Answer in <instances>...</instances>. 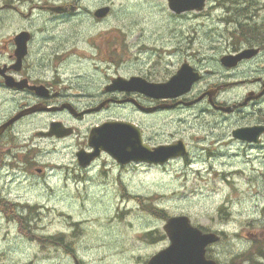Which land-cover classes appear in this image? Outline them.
<instances>
[{"label": "rangeland", "instance_id": "1", "mask_svg": "<svg viewBox=\"0 0 264 264\" xmlns=\"http://www.w3.org/2000/svg\"><path fill=\"white\" fill-rule=\"evenodd\" d=\"M7 1L0 0V5ZM40 1L45 0H22V6ZM101 3L102 0H95V5ZM111 4L115 10L106 26H74L82 36L78 46L83 57L76 71L91 72L97 80L90 87L85 86L91 94L103 91L111 76L139 74L155 63H159L156 79H169L168 72L174 70L171 61L177 66L182 58L180 52H175L176 56L170 54L178 49L180 41L190 39L191 50L196 54L193 60H199L201 52L209 48V40L223 37L227 28L222 14L218 17L219 12L212 9L206 16L192 12L189 16L174 17L163 0H111ZM102 32L106 36L111 33L118 40L105 45L103 52V46L98 47ZM134 37H139L137 43L132 42ZM123 39H127V47L122 46ZM96 50L103 60L97 58ZM261 63L260 66L264 65ZM62 70L72 71V64L64 65ZM244 74L241 71L240 76L247 80L249 77H243ZM99 81L101 86L95 87ZM204 85L205 82L199 83L193 94ZM250 87L249 82L241 83L227 90L225 96L231 102L238 100ZM120 109L88 116L78 124L82 137L96 123L107 119L151 123L130 107ZM212 111L200 104L187 111L161 113L156 118L161 134L174 131L175 138L185 139L191 148L187 158L164 168L129 167L121 171L122 182L115 178L120 174L115 169L112 175L96 172L79 182L60 174L48 178L47 186L18 176L10 182L6 196L23 205L0 206V264H72L70 257L74 251L84 264H144L164 243L146 237L149 231H163L165 216L159 209L171 216L188 215L195 224L211 231L229 225L232 231L240 233V252L250 251V242L243 237L248 232L264 230V146L218 144L229 140L228 133L243 119ZM165 138L161 135L159 139ZM77 139L40 143L50 151L44 157L69 163L74 159ZM203 145L210 150L203 151ZM51 237L67 240L59 243ZM259 257L255 259L261 260Z\"/></svg>", "mask_w": 264, "mask_h": 264}, {"label": "flooded vegetation", "instance_id": "2", "mask_svg": "<svg viewBox=\"0 0 264 264\" xmlns=\"http://www.w3.org/2000/svg\"><path fill=\"white\" fill-rule=\"evenodd\" d=\"M163 1L169 7L168 0ZM28 5L23 7L22 0H8L0 5V206L3 203L23 205L21 201H13L6 196L10 182L20 175L47 186L48 178L59 177L60 174L68 179L74 177V180L79 182L81 178L96 172H101L104 176L112 175V170L115 169L120 172L119 177L114 175L115 178L122 182L121 171L129 167L136 170H157L176 160L187 158L191 153L189 143L183 138H175L174 131L161 134L156 118L161 113L187 111L200 104H206L213 110L212 112L222 116L238 115L243 119V122H238L230 130L229 140L220 141L218 144L228 147L236 142L246 148L264 146V65L260 66L261 62H264V1L206 0L205 9L196 13L206 16L209 9L217 11L218 17L222 14V22L227 28L223 37L209 40V48L201 52L199 60H193L196 54L191 50L193 46L190 39L187 42H179L178 49H174L170 54L176 56L175 52H180L182 58L177 66L171 61V69L174 70L168 72L171 74L170 77L183 64L189 63L195 72L200 73V80L194 83L187 94L167 100H160L136 90H107L112 80L121 75L111 76L104 84V90L97 94H91L86 90L85 86L90 87L97 80L91 72L76 71L77 64H81L83 57L78 46L82 36H79L78 29L74 26L79 24L85 26L89 23L95 27L106 26L115 10L111 0H102L99 5H95V0H45L33 4L29 2ZM106 5L111 6L110 11L98 15V10ZM54 6H61L62 11L54 10L52 8ZM170 11L174 17L189 16L192 13ZM3 21L7 23H1ZM21 34H24L22 38ZM101 39L98 47L103 46L102 52L104 46L110 45L112 41L118 43V40L112 38L111 33L106 36L102 32ZM138 41L139 37H134L132 42ZM121 42L123 47H127V39ZM99 54L101 52L96 50L95 55L100 59ZM237 55L243 56L237 65L229 67L223 64L225 56ZM66 64H72V71L62 70ZM158 64L155 63L149 69L144 68L139 74L124 77L139 76L149 82L166 81L167 79H156L159 73ZM241 71L245 72L243 77H249L247 80L240 76ZM209 79L212 80L211 83ZM203 82H205L203 88L193 94L196 86ZM246 82L251 85L246 95L232 102L225 96L227 90ZM99 86L101 81L95 87ZM200 96L202 98L198 102L186 104ZM171 104H174L172 108L167 106ZM129 107L144 118L150 119L151 123L119 118L107 119L94 126L112 120L129 121L137 125L141 131L142 143L152 150L160 145L175 144L183 140L188 148V154L171 159L163 165L143 161L123 164L102 151L89 166H81L77 152H92L94 147L89 144L88 139L91 128L86 137H82V130L78 124L88 116L96 117L112 108L125 110ZM227 107H231L232 111L223 110ZM54 123L60 124L58 130L54 135H48ZM256 127L260 131L257 140L249 141L233 136L235 129ZM69 131L70 135H64ZM161 135L167 138L159 139ZM76 138L78 139L74 159L69 163L44 157L50 151L45 150L40 143L44 141L64 143ZM202 150L210 149L203 145ZM163 228L165 226H162ZM161 233L159 234L157 230L147 236L164 242L156 253L170 244L168 236L163 231ZM216 233L219 240L208 248L207 258L215 260L218 264H264L262 241L264 231L246 233V237L243 238L249 240L252 249L241 252L238 247L241 239L238 231H232L230 226L226 225L221 226ZM66 240L60 237L59 243ZM214 246H217L215 255L209 257L211 255L209 252ZM258 249L262 252L257 254ZM252 250H255L253 255L250 253ZM78 255L79 253L75 251L71 252L72 264H84V260ZM257 255L261 260L255 259ZM150 258L144 264H147Z\"/></svg>", "mask_w": 264, "mask_h": 264}, {"label": "water", "instance_id": "3", "mask_svg": "<svg viewBox=\"0 0 264 264\" xmlns=\"http://www.w3.org/2000/svg\"><path fill=\"white\" fill-rule=\"evenodd\" d=\"M206 0H169L170 8L175 12H184L187 10H202ZM54 10L62 11V7L55 6ZM110 7H104L97 12L98 15H104ZM24 34L20 35V38ZM243 55V54H242ZM242 55L226 56L223 63L226 66H235L243 58ZM200 78L189 64L183 65L177 74L172 76L166 82L151 83L147 80L133 76L131 78L118 77L112 80L107 90H138L149 96L159 99H172L185 94L191 90L194 82ZM202 98L187 103L193 104ZM246 102V101H245ZM171 106V105H167ZM225 111H232L231 107L223 108ZM59 123H54L51 132L53 135L58 130ZM257 128H238L234 136L246 139L256 140L260 131ZM59 134V133H57ZM71 134L70 131L64 135ZM89 144L94 147L93 152L80 151L77 157L80 165L88 166L95 160L101 151L108 152L118 162L126 164L131 161H146L153 163H165L171 158L184 156L187 154L186 146L183 142L177 144L162 145L154 150L142 143L140 129L132 123L125 121H110L101 126L94 127L89 135ZM165 230L172 241L171 245L154 255L148 264H216L213 260L206 259V246L216 242L218 237L213 232L204 233L196 228L186 215L171 217L166 225Z\"/></svg>", "mask_w": 264, "mask_h": 264}, {"label": "trees", "instance_id": "4", "mask_svg": "<svg viewBox=\"0 0 264 264\" xmlns=\"http://www.w3.org/2000/svg\"><path fill=\"white\" fill-rule=\"evenodd\" d=\"M159 213H160L161 215L167 216L166 213H163L161 210H159Z\"/></svg>", "mask_w": 264, "mask_h": 264}]
</instances>
